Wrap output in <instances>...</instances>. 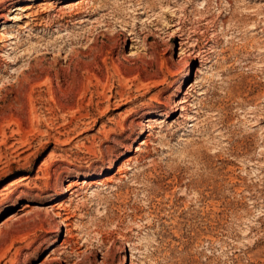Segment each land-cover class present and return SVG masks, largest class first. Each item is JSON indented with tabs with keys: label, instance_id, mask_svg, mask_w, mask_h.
Masks as SVG:
<instances>
[{
	"label": "rangeland",
	"instance_id": "1",
	"mask_svg": "<svg viewBox=\"0 0 264 264\" xmlns=\"http://www.w3.org/2000/svg\"><path fill=\"white\" fill-rule=\"evenodd\" d=\"M74 1L0 0V264H264V0Z\"/></svg>",
	"mask_w": 264,
	"mask_h": 264
},
{
	"label": "bare ground",
	"instance_id": "2",
	"mask_svg": "<svg viewBox=\"0 0 264 264\" xmlns=\"http://www.w3.org/2000/svg\"><path fill=\"white\" fill-rule=\"evenodd\" d=\"M80 2H81V0H76V1H74L73 3H69V5H71V4H74V5H78V4H80ZM82 3V2H81ZM73 5V6H74ZM151 8H152V6H151ZM15 10H20V11H23L24 10V7H22L21 5H19V6H17L16 8H15ZM104 28V27H103ZM109 29V27L108 26H105V28H104V30H108ZM99 31V30H98ZM110 31V30H109ZM112 31V30H111ZM103 32V31H102ZM99 34H100V32H99ZM103 34H105V32L103 33ZM94 35H96V34H94ZM102 35V34H101ZM97 36V35H96ZM99 36V35H98ZM40 52V51H39ZM38 53V52H37ZM41 53V52H40ZM39 53V54H40ZM43 54V53H42ZM36 55V54H35ZM34 55V56H35ZM37 56V55H36ZM37 60H38V58H36ZM181 63V62H180ZM20 66H18V67H15L14 68V73H17V74H19L21 71V69L19 68ZM175 68H177V67H175ZM173 74H174V70H173V68L168 72V76H173ZM165 77H167V76H165ZM164 77V78H165ZM163 78V79H164ZM166 80H167V78H165V82H166ZM163 84V83H162ZM166 86V85H165ZM166 90V89H165ZM143 107V106H142ZM145 107V106H144ZM141 109V108H140ZM139 109V110H140ZM142 110V109H141ZM138 114V113H137ZM106 156H107V154H106V151L105 150H103V149H101V148H99V149H93V150H90V151H88V153H87V161H86V167L87 168H92L93 166H95L97 163H100V162H102V161H104L105 159H106ZM86 172V171H85ZM73 174V173H72ZM65 177V176H64ZM84 177V176H83ZM86 178V177H85ZM71 179V178H70ZM77 179V178H76ZM56 194H59V191L58 190H54V192L53 193H50L49 195H56ZM3 203V202H2ZM7 204V203H6ZM4 208V207H3Z\"/></svg>",
	"mask_w": 264,
	"mask_h": 264
}]
</instances>
